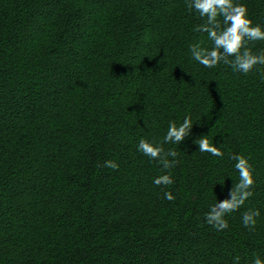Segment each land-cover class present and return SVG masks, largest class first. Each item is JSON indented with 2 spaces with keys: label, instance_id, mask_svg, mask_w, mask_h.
I'll return each instance as SVG.
<instances>
[{
  "label": "trees",
  "instance_id": "16d2710c",
  "mask_svg": "<svg viewBox=\"0 0 264 264\" xmlns=\"http://www.w3.org/2000/svg\"><path fill=\"white\" fill-rule=\"evenodd\" d=\"M187 2L0 0V264L264 261V66L195 61L211 42ZM236 2L264 29V0ZM185 118L189 136L163 144L173 167L138 150ZM205 136L222 157L199 151ZM234 154L253 195L216 230L205 214L239 182Z\"/></svg>",
  "mask_w": 264,
  "mask_h": 264
},
{
  "label": "clouds",
  "instance_id": "9594fccd",
  "mask_svg": "<svg viewBox=\"0 0 264 264\" xmlns=\"http://www.w3.org/2000/svg\"><path fill=\"white\" fill-rule=\"evenodd\" d=\"M187 7L198 12L200 17H205V23L197 29L207 34L210 47L194 45L191 54L195 61L205 68H214L223 63L233 68V70L247 74L257 65L264 66V50L254 54L248 48L249 42L264 40V29L260 25L253 26V21L248 17L247 6L237 3L236 0H188ZM193 128L190 118H185L179 126L172 122L167 130L163 142L157 144L141 139L138 150L145 156L153 160H159L164 170L170 169L176 163L168 157H176L173 150L165 151L164 143H182L191 133ZM200 152H208L213 156L222 157L221 147L210 143L207 137L199 138L195 141ZM236 163L235 169L239 173V182L235 183L230 191V198L218 201L205 214L206 222L216 230H225L229 227L226 216L239 210L245 202L253 195L250 189L254 185L253 169L248 158L241 155H233ZM104 167L118 170L119 165L113 160L104 162ZM153 183L156 186L173 185L175 181L170 174L160 175ZM164 198L168 201L175 199L171 191L164 193ZM259 211H246L242 214V223L249 230L256 226V217ZM236 261L239 257L235 258ZM253 264H264L257 257Z\"/></svg>",
  "mask_w": 264,
  "mask_h": 264
}]
</instances>
